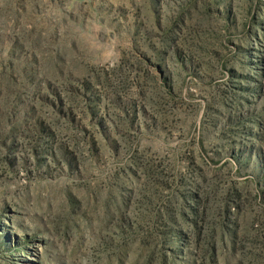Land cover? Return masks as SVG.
I'll list each match as a JSON object with an SVG mask.
<instances>
[{
    "label": "rangeland",
    "instance_id": "374dc122",
    "mask_svg": "<svg viewBox=\"0 0 264 264\" xmlns=\"http://www.w3.org/2000/svg\"><path fill=\"white\" fill-rule=\"evenodd\" d=\"M0 264H264V0H0Z\"/></svg>",
    "mask_w": 264,
    "mask_h": 264
}]
</instances>
